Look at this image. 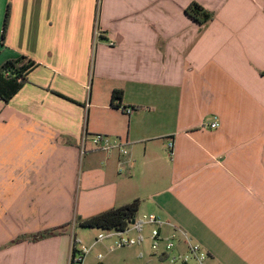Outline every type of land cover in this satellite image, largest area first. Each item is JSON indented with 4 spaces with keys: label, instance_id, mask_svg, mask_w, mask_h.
<instances>
[{
    "label": "crops",
    "instance_id": "0c3cea01",
    "mask_svg": "<svg viewBox=\"0 0 264 264\" xmlns=\"http://www.w3.org/2000/svg\"><path fill=\"white\" fill-rule=\"evenodd\" d=\"M20 57L0 99V264H68L73 225L29 237L133 200L204 264H264V0H0V66Z\"/></svg>",
    "mask_w": 264,
    "mask_h": 264
},
{
    "label": "built area",
    "instance_id": "2783aa9c",
    "mask_svg": "<svg viewBox=\"0 0 264 264\" xmlns=\"http://www.w3.org/2000/svg\"><path fill=\"white\" fill-rule=\"evenodd\" d=\"M99 34L98 30H95V37ZM123 112L126 115H132L134 110L131 108H124ZM218 127V123L212 122L207 128L215 129ZM88 136L84 134L81 138V154L85 152V145L87 143ZM90 144L95 149L102 150H111L113 148L118 149L122 156H127L128 151L126 148L122 147L118 141H113L109 137L103 135H94L90 138ZM169 154L172 152V142H168L167 145ZM144 224L154 225L157 228H154L150 231V240H151V248L156 253H159L161 256H165V259L169 261L170 264H204V261L207 258V253L204 251L200 245L193 243L191 238L185 234L184 232L174 231L168 237L161 239L160 232L158 227L162 224L161 219H159L155 215H143L140 219L135 218L133 223H129L128 227L121 232L115 231H104V234H99L95 239V243L102 242L103 240L110 239L115 237L112 245L109 247L110 250L130 247L138 244L140 239L137 240L133 238L127 237V233L130 230L140 232L142 226ZM163 242L164 248L160 251V243ZM179 244H183L186 247V251L183 253L174 254V250L179 246ZM90 252V247H86L81 245L79 248L73 245L71 256L68 264H83L86 256ZM96 259L100 261L102 259V255L98 254Z\"/></svg>",
    "mask_w": 264,
    "mask_h": 264
},
{
    "label": "trees",
    "instance_id": "16d2710c",
    "mask_svg": "<svg viewBox=\"0 0 264 264\" xmlns=\"http://www.w3.org/2000/svg\"><path fill=\"white\" fill-rule=\"evenodd\" d=\"M186 14L197 24L205 25L213 18V13L203 9L196 3L190 4L186 8ZM8 20V10L3 21V31L1 39H4L5 27ZM33 64L24 57L9 60L0 66V99L7 103L21 88L25 82V74L31 69ZM113 106L119 108V104H114L115 100L121 99V92H114L112 95ZM139 201L133 200L118 208H113L89 218H75L73 223L64 225L57 229L43 231L29 237L30 241H38L55 236L58 231L66 226L73 225L75 228H96L103 231L121 232L128 227L136 217L139 210Z\"/></svg>",
    "mask_w": 264,
    "mask_h": 264
},
{
    "label": "rangeland",
    "instance_id": "374dc122",
    "mask_svg": "<svg viewBox=\"0 0 264 264\" xmlns=\"http://www.w3.org/2000/svg\"><path fill=\"white\" fill-rule=\"evenodd\" d=\"M141 217L142 215H138L136 218L140 219ZM75 218H79V215L75 214ZM154 228L157 227L150 224H144L139 233L130 230L127 233V237L137 240L141 236V242H138V244L134 246L113 250H110L109 247L112 245L115 237L95 243L97 236L99 234H104L102 229L76 227L74 228L73 234L77 235L78 248L81 245L90 247V252L86 256L83 264H142L143 260L155 253L151 248V241L149 239L150 231ZM98 254L102 255L100 261L96 259ZM162 264L170 263L169 261H164Z\"/></svg>",
    "mask_w": 264,
    "mask_h": 264
},
{
    "label": "water",
    "instance_id": "95a60500",
    "mask_svg": "<svg viewBox=\"0 0 264 264\" xmlns=\"http://www.w3.org/2000/svg\"><path fill=\"white\" fill-rule=\"evenodd\" d=\"M131 223H133V221Z\"/></svg>",
    "mask_w": 264,
    "mask_h": 264
}]
</instances>
